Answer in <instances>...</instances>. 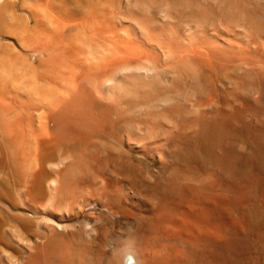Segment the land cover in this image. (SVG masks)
<instances>
[{
	"label": "bare ground",
	"instance_id": "1",
	"mask_svg": "<svg viewBox=\"0 0 264 264\" xmlns=\"http://www.w3.org/2000/svg\"><path fill=\"white\" fill-rule=\"evenodd\" d=\"M257 180L264 0H0V264H204Z\"/></svg>",
	"mask_w": 264,
	"mask_h": 264
},
{
	"label": "rangeland",
	"instance_id": "2",
	"mask_svg": "<svg viewBox=\"0 0 264 264\" xmlns=\"http://www.w3.org/2000/svg\"><path fill=\"white\" fill-rule=\"evenodd\" d=\"M133 162L134 163H137V164H139L140 163V165H143V166H148L149 168H155V163L154 162H152L151 160H148V159H146V157L144 156V155H141V154H135L134 155V158H133ZM256 182H258V183H256ZM256 182H254V185L252 186V188H251V191H250V194H249V196H248V200H250L249 202L248 201H246V204L244 205V198L243 199H241L240 200V202H239V204H238V206H239V209H238V206L237 207H234V208H237L236 210L234 209V215H236V218H237V228H236V232L234 233V234H232V235H230V238H231V241H232V247L230 248V250L229 251H225V250H223V249H221V248H218V247H216V248H213V250H210L208 253H207V258H206V261L204 262V264H237L238 262H240L241 264H252V263H254V264H262L263 262H264V251H263V249H264V247H263V245H262V243H261V241H260V239H259V241L256 239V237H257V235H256V230H254V228L255 229H258L257 228V226H259V228H261L262 226H263V224H264V195H263V193H264V181H259V180H257ZM263 182V183H262ZM262 183V184H261ZM257 184V185H256ZM257 186H260L259 188H263L262 190H260V189H258V187ZM262 186V187H261ZM254 187V188H253ZM256 187V188H255ZM258 189V190H257ZM257 191H258V193H257ZM260 191H261V193H260ZM260 194H262V195H260ZM257 195V196H256ZM257 197L258 199L256 200V198H254V197ZM259 196V197H258ZM261 196V197H260ZM251 198V199H250ZM246 199V200H247ZM260 199H262V200H260ZM243 200V201H242ZM262 201V202H261ZM255 203V206H254V203ZM242 203V204H241ZM248 204H251V205H249V207H247V205ZM253 205V206H252ZM245 206V207H244ZM260 206H261V208H260ZM242 208V209H241ZM253 208H255L254 210H252ZM257 209V210H256ZM248 210V211H247ZM261 210V211H260ZM238 212V214L236 213V212ZM245 211V212H244ZM255 211V212H254ZM263 213V214H262ZM254 214V215H253ZM237 215L239 216V217H237ZM243 215V216H242ZM244 215H246L245 217H244ZM250 215V216H249ZM251 217V219H252V217H254L253 218V220H251L249 217ZM235 217V216H234ZM242 217H244L243 218V220H245V221H243V220H241L242 219ZM259 217V218H258ZM263 217V218H262ZM235 218V219H236ZM238 218L241 220V224L239 223L240 221H238ZM257 218V219H256ZM248 220V221H247ZM251 220V221H250ZM110 220H106L105 222L107 223H105L104 222V225H103V227L101 228V230H100V233H99V238L101 239L100 241H101V243H104V242H106V239L107 240H109V239H111V240H116V239H118V237H119V235L118 234H120V232H121V236H122V238H124L125 237V233L126 232H124V229H125V227L128 225L127 224V222L126 221H122V222H115V221H110ZM243 221V222H242ZM254 221V224H252V222ZM114 222V223H113ZM148 222V221H147ZM244 222H247V223H244ZM260 222V223H259ZM116 223V224H115ZM259 223V224H258ZM112 224H113V226H112ZM247 224V225H246ZM249 224V225H248ZM253 226H252V225ZM110 225H111V228H110ZM242 226H243V228H242ZM256 226V227H255ZM105 231H104V230ZM106 229H108V230H106ZM250 229V230H249ZM103 230V231H102ZM109 230H111V231H109ZM262 230H263V232H264V228L262 227ZM109 231V232H108ZM246 231V234H244V232ZM103 232V233H102ZM112 232V233H111ZM119 232V233H118ZM254 233V236L252 235V233ZM102 233V234H101ZM106 233V234H105ZM239 233H243V234H240L239 235ZM249 233H251V234H249L250 235V238L248 237L249 235L248 234ZM104 234V235H103ZM103 235V236H102ZM253 237H255V238H253ZM101 236V237H100ZM240 236V237H239ZM105 237H106V239H105ZM241 237H243V238H241ZM258 238V237H257ZM103 241V242H102ZM250 242V245L253 247H249L250 249H251V251H248V246H250V245H248V243H247V245L248 246H246V242ZM256 241H258V242H256ZM244 242V243H243ZM241 243H243L248 249H247V252L248 253H246L245 251H246V247L245 246H242V245H240ZM258 244L260 245L259 247H257L258 246ZM262 245V246H261ZM178 246V245H177ZM240 246V247H239ZM261 247V248H260ZM240 248H243V249H241L242 250V252H240L241 250H240ZM255 248V249H254ZM261 250H259V249ZM263 248V249H262ZM256 249H258V250H256ZM238 250H240V251H238ZM245 250V251H244ZM254 251V252H253ZM258 251V252H257ZM187 252L190 254V258H189V261H188V264H198V261H200L199 260V257H198V255L196 254V253H194L193 251H191V249L190 250H187ZM244 252V253H243ZM250 252V253H249ZM259 252L261 253V255L259 254ZM192 253V254H191ZM210 253V254H209ZM241 253H243V254H241ZM252 253V254H251ZM194 254V255H193ZM230 254V255H229ZM238 254V255H237ZM247 254V255H246ZM252 256H251V255ZM238 256V258L240 257V256H242V257H240L241 259H244L245 258V260L244 261H246V262H244V261H242L241 259H238L237 258V256ZM250 255V256H249ZM218 256V257H217ZM229 256H231V257H229ZM236 256V257H235ZM258 256H260V257H258ZM246 257H247V259H246ZM262 257V258H261ZM195 258H196V260H195ZM236 258H237V260H236ZM254 259L255 260V262L252 260V259ZM192 259H193V261H192ZM232 259H235L234 260V262H232ZM240 260V261H239ZM192 261V262H191ZM195 262V263H194ZM237 262V263H236ZM199 264H201V262H199ZM264 264V263H263Z\"/></svg>",
	"mask_w": 264,
	"mask_h": 264
}]
</instances>
